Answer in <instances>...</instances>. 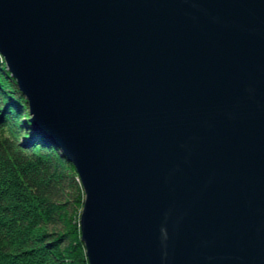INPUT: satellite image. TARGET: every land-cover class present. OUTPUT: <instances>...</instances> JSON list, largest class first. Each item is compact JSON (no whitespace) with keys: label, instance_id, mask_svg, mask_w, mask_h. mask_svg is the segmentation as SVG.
<instances>
[{"label":"water","instance_id":"95a60500","mask_svg":"<svg viewBox=\"0 0 264 264\" xmlns=\"http://www.w3.org/2000/svg\"><path fill=\"white\" fill-rule=\"evenodd\" d=\"M0 52L91 264H264V0H0Z\"/></svg>","mask_w":264,"mask_h":264},{"label":"trees","instance_id":"16d2710c","mask_svg":"<svg viewBox=\"0 0 264 264\" xmlns=\"http://www.w3.org/2000/svg\"><path fill=\"white\" fill-rule=\"evenodd\" d=\"M30 115L0 52V264H90L78 171Z\"/></svg>","mask_w":264,"mask_h":264},{"label":"bare ground","instance_id":"6f19581e","mask_svg":"<svg viewBox=\"0 0 264 264\" xmlns=\"http://www.w3.org/2000/svg\"><path fill=\"white\" fill-rule=\"evenodd\" d=\"M3 54V53H2ZM5 57V56H4ZM7 62V61H6ZM8 65V64H7ZM11 70V69H10ZM12 72V71H11ZM13 73V72H12ZM16 77V76H15ZM22 89V88H21ZM23 90V89H22ZM24 92V91H23ZM25 93V92H24ZM26 95V94H25ZM27 96V95H26ZM28 98V97H27ZM29 109H30V105H29ZM30 113H31V111H30ZM31 124H32V121H31ZM32 126H33V124H32ZM34 127V126H33ZM35 128V127H34ZM36 129V128H35ZM36 130H38V129H36ZM39 131V130H38ZM45 136V135H44ZM46 137V136H45ZM48 138V137H47ZM53 142V141H52ZM54 143V142H53ZM55 144V143H54ZM56 145V144H55ZM59 147V146H58ZM79 178H80V176H79ZM80 180H81V178H80ZM81 183H82V181H81ZM84 204V203H83ZM82 211V210H81ZM86 247V246H85ZM86 254H87V252H86ZM88 256V255H87ZM88 259H89V257H88ZM89 263H90V261H89ZM91 264V263H90Z\"/></svg>","mask_w":264,"mask_h":264}]
</instances>
